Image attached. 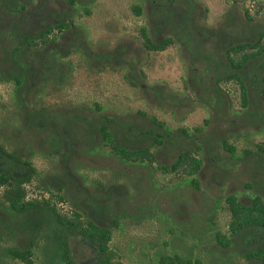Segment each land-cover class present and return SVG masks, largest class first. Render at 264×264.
Here are the masks:
<instances>
[{"label":"rangeland","instance_id":"1","mask_svg":"<svg viewBox=\"0 0 264 264\" xmlns=\"http://www.w3.org/2000/svg\"><path fill=\"white\" fill-rule=\"evenodd\" d=\"M65 1L25 0L28 9L20 22L35 30L36 16ZM163 2L174 17L160 32L171 35L172 41L156 51L143 48L138 35L140 26L149 30L151 0H93L88 14L75 5L73 32L55 35L60 42L67 37L74 40L76 47L65 58L69 77L60 89L47 88L44 97L57 103L97 102L109 116L146 128L153 126L154 117L169 129L183 127L216 139L224 136L233 152L229 154L219 143H215V152L203 146L194 152L201 160L198 171L188 175L184 166L174 171L158 167L173 162L179 149L165 141L150 144L152 163L125 160L106 147L87 151L74 159L78 181L71 183L65 200L57 205L64 211L73 208L78 194L93 192L95 181L117 187L112 206L118 219L115 227L111 225L109 244L121 264H160V256L173 254L189 259V264H259L240 256L233 240L227 249L218 245L213 234L218 230L228 236L227 194L242 201L258 195L264 201V156L253 154L255 143L264 142V92L258 94L263 102L242 105L238 82L228 78L215 83L210 61L220 58L223 43L241 40L250 25L264 29V0H189L192 10L181 21L177 18L186 1ZM134 5L140 6L138 14ZM244 10L251 20L244 17ZM175 29L177 34L171 32ZM190 48L202 52L193 55ZM111 50L118 56L112 55L108 64L91 58L92 53ZM15 109L12 84L0 81V142L7 146L12 144L7 143L9 139H17L10 133ZM196 139L194 143H201ZM194 143L184 145L193 149ZM30 160L40 172L52 170L51 157L34 152ZM191 177L197 187L189 181ZM42 246L40 240L34 247L33 264H47L50 248ZM94 255L86 246L73 249L78 263H88ZM10 260L4 257V264H22ZM49 262L57 264L53 258Z\"/></svg>","mask_w":264,"mask_h":264},{"label":"trees","instance_id":"2","mask_svg":"<svg viewBox=\"0 0 264 264\" xmlns=\"http://www.w3.org/2000/svg\"><path fill=\"white\" fill-rule=\"evenodd\" d=\"M185 1L186 7L177 18L179 21L187 18L192 10L189 0ZM91 2L93 0H66L65 5L36 16L37 27L29 30L20 22L28 9L25 0H0V81L12 84L16 109L11 116L14 124L10 133L17 137L9 139L7 143H12L9 146L0 142V264H4V257L33 264V250L40 240L43 248H50L47 264H51L52 258L57 264H121L109 244L112 226L117 225L118 219L112 206L117 197L113 191L117 187L95 181L93 192L78 194L73 208L64 211L57 205L65 200L71 183L78 181L74 159L80 154L106 147L109 153L125 160L152 163L155 158L150 144L165 141L179 149L173 162L158 165L161 171L184 166V172L192 175L201 165L194 152L203 146L215 152V143H219L229 154L234 150L224 136L216 139L189 133L183 127L169 129L154 117L151 118L153 126L146 128L109 116L97 102L57 103L45 99L47 88L60 89L67 82L70 65L65 58L76 47L73 38L60 42L55 35L61 37L66 31L73 32L71 15L75 5L88 14ZM151 2L149 30L140 26L138 35L143 48L156 51L171 43L172 36H161L160 31L174 16L163 0ZM133 9L137 14L141 11L139 5H134ZM243 15L251 20L246 10ZM177 31L171 30L174 34ZM244 31L238 42L223 43L220 58L210 62L215 83L233 78L238 82L240 103L253 106L263 102L258 94L264 92V86H260L264 84V29L250 25ZM190 49L193 55L202 52L200 48ZM115 52L92 53L91 58L108 64ZM216 99L219 101L218 94ZM196 138L201 139V143H194ZM186 143H194L193 149L185 147ZM254 147L255 157L264 156V142L255 143ZM34 152L51 157L52 170L38 171L30 160ZM189 181L197 187L194 177ZM30 190L34 192L31 194ZM39 191L41 196L36 194ZM44 193L47 195L43 196ZM224 202L229 211L228 236L215 230V242L227 249L233 240L234 250L240 256L264 264V201L258 195L242 201L227 194ZM6 241L10 244L1 245ZM81 246L95 254L88 263H78L73 258V249ZM158 261L160 264L190 263L189 259L175 254L162 255Z\"/></svg>","mask_w":264,"mask_h":264}]
</instances>
